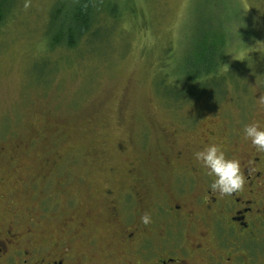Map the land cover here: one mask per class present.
Wrapping results in <instances>:
<instances>
[{
    "label": "rangeland",
    "instance_id": "374dc122",
    "mask_svg": "<svg viewBox=\"0 0 264 264\" xmlns=\"http://www.w3.org/2000/svg\"><path fill=\"white\" fill-rule=\"evenodd\" d=\"M6 1L0 23V152L8 154L0 158L1 227L18 214L27 230L41 199L49 197L43 206L52 219L37 232L59 239L73 196L77 215L95 213L90 234L113 256L104 258L83 241L78 252L95 256L87 264H120L105 190L138 191L140 169L155 167L170 147V160L176 163L182 152V163L207 144L242 141L247 148L244 127L264 126V63L253 58L264 53V0ZM78 6L100 10L91 33L76 48L52 47L60 25L70 29L64 13ZM213 38L225 40L224 70H240V91L208 88L210 100L172 106L164 96L174 82L167 71L176 78L186 53Z\"/></svg>",
    "mask_w": 264,
    "mask_h": 264
},
{
    "label": "flooded vegetation",
    "instance_id": "af4514ba",
    "mask_svg": "<svg viewBox=\"0 0 264 264\" xmlns=\"http://www.w3.org/2000/svg\"><path fill=\"white\" fill-rule=\"evenodd\" d=\"M241 142L221 147L226 157L241 161L245 177L243 189L230 196L210 191L212 177L195 158L179 163L184 155L179 152L176 163L170 160L171 147L160 153L155 167L140 169L138 191L105 190L112 244L122 249L120 264H264V152ZM7 155L5 149L0 152V158ZM48 198L39 201L42 209L27 230L18 214L0 226V264L92 262L95 256L78 252L80 241L104 258L113 256L90 234L95 213L77 215L73 196L67 199L64 236L50 240L39 235L41 224L52 219L43 206ZM145 214L151 217L148 225L140 219Z\"/></svg>",
    "mask_w": 264,
    "mask_h": 264
},
{
    "label": "trees",
    "instance_id": "16d2710c",
    "mask_svg": "<svg viewBox=\"0 0 264 264\" xmlns=\"http://www.w3.org/2000/svg\"><path fill=\"white\" fill-rule=\"evenodd\" d=\"M5 3H7L6 0H0V23L6 15ZM72 11L67 16L64 13L65 16L63 17V19H69L70 29L68 31L64 30L66 22L64 27L60 25L61 31L57 33L58 35L55 34L51 41L52 47L66 45L70 49L76 48L77 44L91 33L90 31L95 25L96 17L100 13V10H95L92 6L89 9L78 6L73 8ZM56 18L58 16H55ZM209 43L208 47L201 46L199 49L189 50L186 53L182 60L184 63L179 67L181 74L176 78H174L172 70L167 71L169 74L166 77L171 76L174 82L167 89L168 92L165 91L164 96L173 104L172 106L179 107L180 103H190L191 100H210L211 94L208 88L219 89L220 94L226 92L227 88L235 92L240 91L239 83L236 81L240 70L238 68L235 69V67L224 70L227 66L226 50L224 49L225 40L221 38V40L219 39L216 42L213 38V41ZM253 58L254 60L256 58L261 59L264 63V53H256ZM252 63L245 61L244 66L250 67ZM249 71L251 74L254 73L252 70Z\"/></svg>",
    "mask_w": 264,
    "mask_h": 264
},
{
    "label": "clouds",
    "instance_id": "9594fccd",
    "mask_svg": "<svg viewBox=\"0 0 264 264\" xmlns=\"http://www.w3.org/2000/svg\"><path fill=\"white\" fill-rule=\"evenodd\" d=\"M259 102L264 104V97ZM243 134L258 152H264V126L257 122L249 123L244 127ZM194 155L206 170L207 175L212 177V183L209 186L212 193L230 196L243 189L245 177L241 172V161L226 157L219 145L208 144L195 152ZM140 219L144 225L152 222L148 214L143 215Z\"/></svg>",
    "mask_w": 264,
    "mask_h": 264
}]
</instances>
